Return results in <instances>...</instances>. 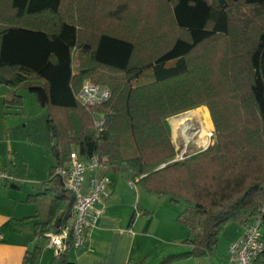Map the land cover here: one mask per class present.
<instances>
[{
	"label": "trees",
	"instance_id": "16d2710c",
	"mask_svg": "<svg viewBox=\"0 0 264 264\" xmlns=\"http://www.w3.org/2000/svg\"><path fill=\"white\" fill-rule=\"evenodd\" d=\"M224 3L0 0V76L13 90L28 88L56 140L40 186L50 198L40 242L69 216L74 198L55 170L73 150L123 166L150 193L186 204L177 220L192 250L158 264L208 255L229 223L259 217L264 232V0ZM86 78L109 98L82 105L76 96ZM22 104L15 92L4 99L6 107ZM200 106L214 140L176 158L168 118ZM39 241L24 262H34ZM70 247L61 264H71Z\"/></svg>",
	"mask_w": 264,
	"mask_h": 264
},
{
	"label": "crops",
	"instance_id": "0c3cea01",
	"mask_svg": "<svg viewBox=\"0 0 264 264\" xmlns=\"http://www.w3.org/2000/svg\"><path fill=\"white\" fill-rule=\"evenodd\" d=\"M2 86L7 84L0 82V104L6 107V94ZM2 113L0 110V168L10 172L14 180L0 184V264H50L49 255H45V252L52 249L47 246L46 233L45 239L40 242L36 231L39 229V223L47 219L50 198L45 212V208L40 204V200L45 197L40 186L50 178V168L54 161L47 173L38 176L42 173L32 169L25 158L28 156L15 140L20 132L18 127L9 121L13 120V117L10 114L3 117ZM22 164L24 170L21 168ZM23 173L25 176L31 175V179L20 183L17 179H21ZM98 173L105 174L110 179L102 203L98 204V207H103V213L95 225L87 230L83 245L69 248L68 262L148 264L151 260H160L165 254L160 243L170 241L163 236L164 230H169V227L175 231L183 229L185 235L187 229L174 217V212L169 207L171 202L169 201V205L165 201L161 202L155 197L158 195L150 193L139 183L132 185V179L123 166L103 164ZM91 175L92 172L89 171L85 174L84 190ZM160 209L161 214L158 213ZM158 214H166V217ZM230 224L233 223H229L227 227ZM242 231L243 225H240L237 237L230 240L227 247L240 237ZM38 241L41 247L34 262H24L27 252L33 251ZM184 263L205 264L206 261L204 262L202 257H190ZM216 264H228V253L223 262Z\"/></svg>",
	"mask_w": 264,
	"mask_h": 264
},
{
	"label": "built area",
	"instance_id": "2783aa9c",
	"mask_svg": "<svg viewBox=\"0 0 264 264\" xmlns=\"http://www.w3.org/2000/svg\"><path fill=\"white\" fill-rule=\"evenodd\" d=\"M109 96L110 91L107 87L85 80L76 98L82 105H93L106 101ZM102 123V116H96L94 127L99 129ZM208 136H211V133ZM208 145L209 143H205L202 149ZM101 166L96 156L80 157L73 150L68 161L55 170V175L61 179L64 188L74 199L67 222L57 231L46 233L47 246L52 249L54 256L63 254L69 245L73 248L82 246L87 230L93 227L102 215L103 207H98V204L102 203L110 179L107 175L98 173ZM88 171L92 172V175L84 190L83 181ZM12 180H14L12 174L0 168V184ZM135 183V180H131L132 185ZM227 253L228 264H264V232L259 217L243 224L242 234L228 246Z\"/></svg>",
	"mask_w": 264,
	"mask_h": 264
},
{
	"label": "rangeland",
	"instance_id": "374dc122",
	"mask_svg": "<svg viewBox=\"0 0 264 264\" xmlns=\"http://www.w3.org/2000/svg\"><path fill=\"white\" fill-rule=\"evenodd\" d=\"M85 80H90V79L86 78L83 81ZM2 87L5 91L6 98H9L12 92H15L16 94L22 96L23 107L17 109L14 106L4 107L0 104V110H2L4 113V114L2 113L3 117H7L8 114H10L11 117H13V120L9 119V121L10 123L15 124L16 127H18L19 129L18 132H20L15 140H17V142L20 144L21 150L24 152V154L26 153V155L28 156L25 158L28 159L30 165L33 167L32 169L34 171L37 170L38 172L42 173L41 175L38 174V176H42L44 173L48 172L50 164L55 159L54 154L51 151V145L53 142L49 139V130L46 122L47 111L46 109L40 107L35 102L33 94L28 90L27 87L20 86L15 90H13V88H10L9 86H2ZM200 108H204L207 110L209 115V121L211 123L210 127L209 126L207 127L203 125L200 121H198L197 118H194L193 120L194 124L197 127L200 128L205 127L206 135L204 140H202L200 137H198L199 135L196 134L195 137L185 142V139L182 135L174 136L172 133V129L170 127L171 139L177 151L176 158H183L186 155L192 154L202 149V145H204L205 143L211 144L214 140L213 124L210 118L209 111L206 106H200L196 109H200ZM196 109H191V110H196ZM209 133H211V136H208ZM184 150L185 152H183ZM21 168L24 170L23 164ZM20 178L21 179H17V180H20L21 181L20 183H22L24 181L31 179V175L25 176V174L23 173L22 177ZM155 197H157V199H160L161 202L165 201V203L169 205L168 197H163V196H155ZM48 198L49 197L45 195V197H43L40 200V204L45 208V212H46ZM185 206L186 204L183 201H180L178 203L171 202L169 207L173 210L174 217L177 219L178 214L183 210ZM161 212H162L161 209L158 210L159 214H161ZM159 216L166 217V214ZM239 227L240 224L238 223L230 224L227 228L223 230L224 232H222L219 235L218 242L216 246L213 248V251L208 255L197 256V258L199 259L200 257H202L203 261L204 262L206 261L207 264H216L217 262H223L225 255L227 256V248H228L227 244L234 237H237L236 234L239 230ZM185 231L186 232L184 235L183 229L182 231H175L170 227L169 230L166 228L164 230L163 236L165 238L170 239V241L160 243L162 247V251L165 252V254L163 255V257H161L160 260L157 261L151 260L148 262V264H158L164 257L170 254H179V253L191 251L192 246L190 245L189 242H187L188 239L192 238L191 233H189L188 229H185ZM173 240L176 241L174 242ZM47 254L49 255L50 264L51 263L61 264L60 257L54 256L53 251L47 250L45 252V255ZM188 257L189 256L185 258H181L180 260L177 261L176 260L172 261L170 264H186L187 262L186 263L184 262L187 261V259H189ZM210 260L212 261V263Z\"/></svg>",
	"mask_w": 264,
	"mask_h": 264
},
{
	"label": "bare ground",
	"instance_id": "6f19581e",
	"mask_svg": "<svg viewBox=\"0 0 264 264\" xmlns=\"http://www.w3.org/2000/svg\"><path fill=\"white\" fill-rule=\"evenodd\" d=\"M197 118L203 125L209 126L211 125L209 121V115L206 109L200 108L196 110H190L184 112L178 116L169 118V124L172 129V133L174 136H183L185 142L189 141L196 134H198L202 140L205 139V127H197L193 120Z\"/></svg>",
	"mask_w": 264,
	"mask_h": 264
},
{
	"label": "water",
	"instance_id": "95a60500",
	"mask_svg": "<svg viewBox=\"0 0 264 264\" xmlns=\"http://www.w3.org/2000/svg\"><path fill=\"white\" fill-rule=\"evenodd\" d=\"M218 3H219V5H223L224 0H218ZM224 5H225V3H224ZM0 82L3 83V84H7L8 81H7V79H5L4 77L0 76ZM180 114H182V113H180ZM180 114L174 115L173 117L178 116V115H180ZM168 120H169V119H168ZM168 123H169V121H168ZM169 126H170V124H169ZM52 145H56V140H53ZM183 152H185V150H184ZM55 155H57V153H55ZM56 226H57V227L59 226V219H57V221H56ZM57 230H58V229H57ZM57 230H56V231H57Z\"/></svg>",
	"mask_w": 264,
	"mask_h": 264
}]
</instances>
